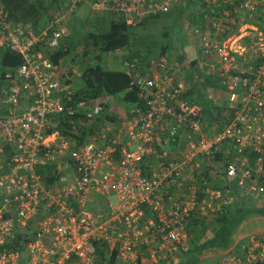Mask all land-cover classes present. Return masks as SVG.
<instances>
[{"label":"built area","instance_id":"2783aa9c","mask_svg":"<svg viewBox=\"0 0 264 264\" xmlns=\"http://www.w3.org/2000/svg\"><path fill=\"white\" fill-rule=\"evenodd\" d=\"M220 2L193 42L215 120L170 51L121 59L139 102L112 121L104 100L75 97L72 61L51 60L70 15L89 3L135 27L179 0H70L38 33L0 0V52L21 58L0 84V264H184L193 215L264 206V0ZM204 169L224 186L205 187ZM236 245L218 264H264V231Z\"/></svg>","mask_w":264,"mask_h":264},{"label":"trees","instance_id":"16d2710c","mask_svg":"<svg viewBox=\"0 0 264 264\" xmlns=\"http://www.w3.org/2000/svg\"><path fill=\"white\" fill-rule=\"evenodd\" d=\"M69 2L70 0H1L9 19L16 25L27 27L31 33H38L44 29L47 23L60 14L64 10L65 4H69ZM178 4L168 13L145 19L135 27L127 26L120 18L110 19L106 23L99 20L96 29L92 32L79 30L71 24L70 35L63 39L57 51L51 55V60L58 63L60 60L68 58L74 60L73 62L81 63L83 72L81 79L84 86L75 93V97L78 99L104 100L106 97H111L119 99L125 106L139 102L136 91L129 89L128 78L121 71L111 70L101 65L102 57L107 53L121 50L126 51V57L130 59L145 61L148 57L156 54L164 55L172 51V29L183 21L186 12L184 8H178ZM213 9L218 10L214 7ZM134 29L146 32L162 29L163 33L158 40L156 39L161 42H159L160 46L155 49L149 47L138 49L137 43L141 41V37L132 31ZM204 29L203 21L200 30ZM181 60L182 58L178 59L179 62ZM20 63L19 55L9 51L0 52V84L4 74L13 72ZM181 71L185 79L191 80L193 75L198 79L202 78L203 82L190 87L187 98L189 102L201 106L202 113L208 121L215 120L212 118L210 102L206 94V89L213 86L214 81L204 73L202 62L193 60L189 64L183 65ZM107 108L108 106L105 105L104 110ZM211 169L203 170L202 175L207 181L205 187H210L214 182H217L212 177H217L218 183L216 184L224 186V181H227L225 175L218 170L215 174H210ZM199 186L200 188L204 187ZM248 215L264 216V206H257L250 199L237 198L220 213L212 216L213 228L208 227L210 220L195 214L187 224L190 233L188 242L193 244L204 239L202 241L211 243L209 246L221 245L219 248L223 249L226 244L233 241L236 229ZM238 245L240 244L236 246Z\"/></svg>","mask_w":264,"mask_h":264},{"label":"rangeland","instance_id":"374dc122","mask_svg":"<svg viewBox=\"0 0 264 264\" xmlns=\"http://www.w3.org/2000/svg\"><path fill=\"white\" fill-rule=\"evenodd\" d=\"M71 24L78 28L79 30L93 31L96 29L97 21L94 20V17L91 15V9L86 5L78 6L73 14L69 17L67 21V26L70 29ZM93 26V27H92ZM172 28V27H171ZM190 30L189 26L186 29L184 21L175 25L172 29L173 36V46L172 52H176V58H182L180 61L181 64H187L192 60H199L198 56L193 55V50H196L193 42L196 40V34H190L187 30ZM135 34L141 37V41L137 43V48H157L160 46V41H157L160 38V35L163 33L162 29L158 31H142L140 29L132 30ZM179 36V38L176 36ZM157 39V40H156ZM193 41V42H192ZM160 42V43H159ZM116 52L107 53L102 57L101 65H104L106 68L114 70L120 66V56L115 55ZM70 61H74L70 59ZM80 62H74L75 71L72 75L70 82L72 89L78 91L83 88L84 82L81 79L82 68ZM182 77V72L180 73ZM118 100V99H116ZM116 100L111 97H107L105 102L108 106V109L111 110V113L116 108ZM112 203L114 199L112 198ZM209 222V228H213L212 217H207ZM264 231V216L263 215H248L245 217L239 227L236 229L233 236V241H230L229 244H226L225 248H219L221 245L211 247L210 242L202 241L190 243L187 242V251L185 252V263L184 264H218L220 260V255L226 249H230L233 245L245 244L248 237L252 234L260 233ZM199 246V247H198ZM236 249V247H235Z\"/></svg>","mask_w":264,"mask_h":264},{"label":"crops","instance_id":"0c3cea01","mask_svg":"<svg viewBox=\"0 0 264 264\" xmlns=\"http://www.w3.org/2000/svg\"><path fill=\"white\" fill-rule=\"evenodd\" d=\"M222 1H224V0H222ZM83 5H86L91 9V7L89 6V3L83 4ZM220 6H222V2H220V0H179V4H178V8H184L186 11L185 16H184L185 18L183 19V21L185 23L186 29L188 26H189V28H191L190 30L188 29L187 32H189L190 34H193L196 32V34H198V35H199V32L201 31L200 29H201V25L203 23V19H204L203 17H204L205 12L210 8H213V7L218 8ZM91 15L94 17V20L97 22L99 20H103V22L106 23L108 20L110 21V19H111L106 14H98L97 12L92 11V10H91ZM190 31H192V32H190ZM177 37L179 38V36H177ZM194 52H195V50H194ZM126 54H127L126 51H121V50H119V51L117 50L115 53V55L120 56L119 61H121L122 58H125L127 56ZM198 61L202 62L203 58L199 57ZM63 62L66 65V63H67L66 59H64ZM189 63L187 62V64H189ZM187 64H183V65H187ZM202 64H203V62H202ZM73 68L75 69L74 62H73ZM114 70L121 71V68L119 66V68L114 69ZM205 71H206V67L204 66V73H205ZM182 77H183V74H182ZM193 78L198 79L195 75L192 76L191 80ZM200 79H202V78H200ZM196 83H201V82H192L191 81L190 86H192ZM213 86H214V83H213ZM213 86H210L209 89L206 91L208 93H213V94L216 93L215 91H213V89H211ZM106 98H104V101ZM112 99L116 100L117 98H112ZM115 103H116V108L112 113H111V110L108 108H107V110H104L105 115H109L112 121L124 118V116H126L127 109H128V106L123 105L119 101V99L116 100ZM105 104H106V102H105ZM106 106H107V104H106Z\"/></svg>","mask_w":264,"mask_h":264}]
</instances>
